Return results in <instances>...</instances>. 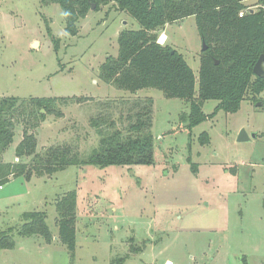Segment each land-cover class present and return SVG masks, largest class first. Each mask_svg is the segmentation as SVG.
I'll use <instances>...</instances> for the list:
<instances>
[{
    "label": "rangeland",
    "instance_id": "1",
    "mask_svg": "<svg viewBox=\"0 0 264 264\" xmlns=\"http://www.w3.org/2000/svg\"><path fill=\"white\" fill-rule=\"evenodd\" d=\"M246 3L257 9L259 0ZM49 27L59 38L58 52ZM140 28L129 13L109 3L91 9L79 22L78 35H70L59 4L0 0V99L93 98L62 105L63 117L48 115L31 130L38 152L71 144L87 157L100 140L93 118L111 114L117 128L126 127L127 119L120 116L127 114V102L148 97L154 99L155 141L150 165L71 166L5 183L0 187V233H12L16 246L0 249V264H118L122 257L123 264H264L263 102L247 97L238 112L219 110L189 129L180 119L190 110L188 101L168 98L157 88L130 93L104 82L100 66L109 55L117 56L119 33ZM157 32L160 43L183 54L198 80L203 42L195 17ZM217 105V100L206 101L203 110L211 114ZM242 130L248 140H239ZM23 132L24 125H17L0 161L19 160L15 149ZM203 132L210 135L209 144H201ZM74 189L77 248L72 260L59 239L56 203ZM27 211L47 213L51 243L18 235Z\"/></svg>",
    "mask_w": 264,
    "mask_h": 264
},
{
    "label": "trees",
    "instance_id": "2",
    "mask_svg": "<svg viewBox=\"0 0 264 264\" xmlns=\"http://www.w3.org/2000/svg\"><path fill=\"white\" fill-rule=\"evenodd\" d=\"M42 5L57 3L65 15L68 34L78 35L79 22L90 12L114 3L136 19L141 28L124 29L118 35V54L109 55L101 64L100 78L120 90L138 93L142 89L157 88L168 98H180L190 104L188 113L181 114L182 122L192 129L213 118L219 110L236 113L247 98L264 104V77L254 72L264 54V0L257 9H250L247 0H39ZM241 12H244L241 15ZM194 16L202 42L207 48L200 55L198 80L183 54L169 44L158 41V30L168 23ZM55 50L59 38L49 27ZM198 82V89L196 84ZM86 96L30 97L8 96L0 99V158L14 141L17 125H24L23 138L15 152L17 162L0 161V187L12 178L30 180L34 175H52L71 166L150 165L155 161V141L152 133L154 99H134L125 116L128 125L117 128L111 114L91 120L100 135L99 144L87 156L71 144L53 145L38 152L37 129L48 115L64 116L62 105L88 102ZM217 100L213 113L203 108L206 101ZM122 101L121 103H123ZM126 103V102H124ZM123 103V104H124ZM203 145L210 143V135H200ZM31 157L29 162L22 161ZM59 239L75 259L77 248V192L70 190L56 203ZM22 237L41 236L51 243L53 233L45 211L22 214ZM10 234V235H9ZM16 241L12 233H0V249H12ZM126 257L118 258L123 264ZM246 262V260L244 259ZM247 263V262H246Z\"/></svg>",
    "mask_w": 264,
    "mask_h": 264
},
{
    "label": "water",
    "instance_id": "3",
    "mask_svg": "<svg viewBox=\"0 0 264 264\" xmlns=\"http://www.w3.org/2000/svg\"><path fill=\"white\" fill-rule=\"evenodd\" d=\"M95 8V4L92 5L91 9ZM207 48V45L205 42H203V49L205 50ZM254 72L257 76L259 77H264V54L259 58V60L257 61L255 67H254ZM260 104V103H258ZM253 137H256V134H252ZM249 136L246 133L245 130H242L240 135H239V140H248Z\"/></svg>",
    "mask_w": 264,
    "mask_h": 264
},
{
    "label": "built area",
    "instance_id": "4",
    "mask_svg": "<svg viewBox=\"0 0 264 264\" xmlns=\"http://www.w3.org/2000/svg\"><path fill=\"white\" fill-rule=\"evenodd\" d=\"M263 8H264V6H263ZM250 9H255V8H254V7H250ZM243 13H244V12H241V15H243ZM165 264H169V262H166ZM170 264H173V262L170 261Z\"/></svg>",
    "mask_w": 264,
    "mask_h": 264
},
{
    "label": "bare ground",
    "instance_id": "5",
    "mask_svg": "<svg viewBox=\"0 0 264 264\" xmlns=\"http://www.w3.org/2000/svg\"><path fill=\"white\" fill-rule=\"evenodd\" d=\"M166 38V36H165V34H163L162 36H161V41L163 42V40ZM169 262V264H170V261H168Z\"/></svg>",
    "mask_w": 264,
    "mask_h": 264
}]
</instances>
